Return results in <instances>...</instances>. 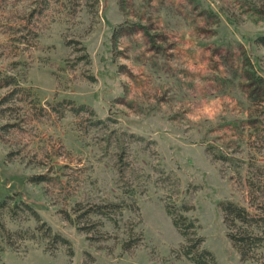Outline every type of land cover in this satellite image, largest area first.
Instances as JSON below:
<instances>
[{"label": "rangeland", "instance_id": "374dc122", "mask_svg": "<svg viewBox=\"0 0 264 264\" xmlns=\"http://www.w3.org/2000/svg\"><path fill=\"white\" fill-rule=\"evenodd\" d=\"M259 36L264 0H0V71L30 90L0 105V264H194L167 211L183 202L219 264H255L219 203L256 209ZM22 201L72 255L48 248L26 208L12 215ZM109 203V216L88 213Z\"/></svg>", "mask_w": 264, "mask_h": 264}, {"label": "trees", "instance_id": "16d2710c", "mask_svg": "<svg viewBox=\"0 0 264 264\" xmlns=\"http://www.w3.org/2000/svg\"><path fill=\"white\" fill-rule=\"evenodd\" d=\"M256 42L264 46V36H259L256 39ZM3 86H14V89L0 100V105L4 102L11 101L16 95H26L27 91L30 92L29 89L19 84L15 76L3 75L0 71V88ZM80 108L82 109L83 107L81 106ZM41 110H44V108L41 107ZM6 127L7 126H3L2 128L6 129ZM214 156L221 160L232 159L240 165L237 158L228 157L223 153L214 152ZM248 166L251 168L250 163ZM262 170L263 171H257L256 173H254L253 170H250L246 173V181L249 187L251 202L256 209L252 210L243 204L229 199L222 200L219 203L224 214V222L228 230V238L237 248L243 261H252L255 264H264V201L261 202L262 198L264 199V166ZM46 178L45 175H39L34 177L32 181L36 183L43 182ZM259 200L261 203H259ZM6 204V198L0 199L1 207H5ZM118 206L119 205L116 203L99 205V208L96 211L91 210L88 213L91 214L92 212H95L97 214L109 216V212H112L111 210ZM17 208H26V210L30 212V215L40 222L41 225L37 227L36 230L43 232V236L48 239L49 249L57 248V245H65L68 248L69 254H73L71 241L63 233L53 231L51 226L41 219L39 213L30 204L25 201L16 203L11 207L12 215H17ZM188 210H190V205L185 202L178 207H172L170 205L167 207V211L172 217L174 225L184 238V243L180 247L181 254L194 264H219L212 250L204 247L203 244L205 238L199 232L200 224L196 218L187 215ZM67 218L72 223L76 224L79 230H84L83 227L79 226V218L72 217L70 214ZM0 232H7L8 235H11V232L7 231L1 215ZM35 236L36 233H31L32 238H35Z\"/></svg>", "mask_w": 264, "mask_h": 264}]
</instances>
